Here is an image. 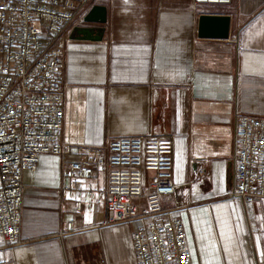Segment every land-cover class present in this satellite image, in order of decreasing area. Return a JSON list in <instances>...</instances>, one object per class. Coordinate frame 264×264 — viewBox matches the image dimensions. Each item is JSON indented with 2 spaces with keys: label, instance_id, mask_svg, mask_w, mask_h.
Instances as JSON below:
<instances>
[{
  "label": "crops",
  "instance_id": "0c3cea01",
  "mask_svg": "<svg viewBox=\"0 0 264 264\" xmlns=\"http://www.w3.org/2000/svg\"><path fill=\"white\" fill-rule=\"evenodd\" d=\"M81 4L66 31L62 155L43 154L23 175L21 239L0 260L138 264L134 222L108 223L91 198L107 183L68 176L62 162L98 155L121 136L174 139L175 193L167 216L182 218L194 264H264V199L231 194L242 115L264 117V0L198 4L194 0H73ZM202 14L230 16L228 37H202ZM80 202L77 206V202ZM73 230H68V223Z\"/></svg>",
  "mask_w": 264,
  "mask_h": 264
},
{
  "label": "built area",
  "instance_id": "2783aa9c",
  "mask_svg": "<svg viewBox=\"0 0 264 264\" xmlns=\"http://www.w3.org/2000/svg\"><path fill=\"white\" fill-rule=\"evenodd\" d=\"M80 6L73 0H0V254L6 245L22 242L25 171L35 170L43 154L66 152L64 48L67 28ZM236 130L231 194L244 202L264 199V117L242 115ZM107 147V159L90 155L62 162V194L73 195L68 176L86 179L105 167L106 187L91 198L106 204L108 223L134 222L131 237L138 264H194L182 218L167 216L163 206L176 189L173 137L121 136ZM68 230H73L72 222ZM74 264L106 262L99 255L74 257Z\"/></svg>",
  "mask_w": 264,
  "mask_h": 264
},
{
  "label": "water",
  "instance_id": "95a60500",
  "mask_svg": "<svg viewBox=\"0 0 264 264\" xmlns=\"http://www.w3.org/2000/svg\"><path fill=\"white\" fill-rule=\"evenodd\" d=\"M198 32L202 37L226 38L230 32V16L202 14L199 18Z\"/></svg>",
  "mask_w": 264,
  "mask_h": 264
}]
</instances>
